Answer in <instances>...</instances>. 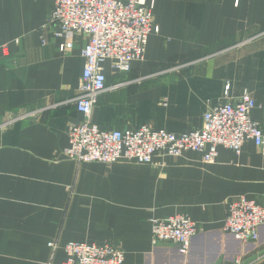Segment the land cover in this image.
Listing matches in <instances>:
<instances>
[{"label":"crops","instance_id":"crops-1","mask_svg":"<svg viewBox=\"0 0 264 264\" xmlns=\"http://www.w3.org/2000/svg\"><path fill=\"white\" fill-rule=\"evenodd\" d=\"M51 7L0 0V264H61L69 243L111 244L122 264H264V227L249 245L223 231L231 200L264 195V158L251 142L239 155L219 148L212 164L194 152L146 165L78 164L63 155L68 126L82 121L76 97L86 39L47 30L42 45ZM153 24L143 62L129 72L102 65L106 90L92 123L181 134L246 91L264 130V0H157ZM64 41L72 47L60 51ZM177 214L200 230L187 255L151 241L150 220Z\"/></svg>","mask_w":264,"mask_h":264},{"label":"built area","instance_id":"built-area-1","mask_svg":"<svg viewBox=\"0 0 264 264\" xmlns=\"http://www.w3.org/2000/svg\"><path fill=\"white\" fill-rule=\"evenodd\" d=\"M51 1L52 7L40 27L41 44L46 43L47 30L57 39L74 36L86 39L80 52L84 66L76 97V109L82 121L67 128L68 145L63 150L67 159L78 164L111 165L127 161L146 165L155 157L179 158L186 152H194L201 155L203 163L212 164L219 148L239 155L246 142H251L264 158V130L251 118L257 104L246 91L235 100L210 107L203 114L200 128L181 134L148 126L106 131L92 123L93 105L106 90L102 65L110 62L115 72H129L134 63L144 61L148 38L158 32V26L153 24L157 0ZM72 44L64 41L59 50L71 48ZM1 51L6 55L8 46L3 45ZM150 223L152 244H171L181 255L188 254L192 239L200 231L197 223L182 214L153 218ZM263 227L264 195L255 200L239 197L227 204L223 231L235 241L256 244ZM49 247L54 249L55 244L50 243ZM64 250L67 259L61 264H122L124 261L123 252L111 244L69 243Z\"/></svg>","mask_w":264,"mask_h":264}]
</instances>
